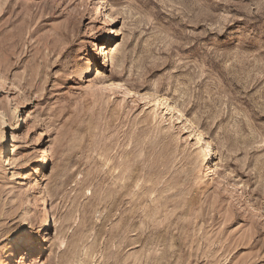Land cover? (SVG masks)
<instances>
[{
    "label": "rangeland",
    "instance_id": "obj_1",
    "mask_svg": "<svg viewBox=\"0 0 264 264\" xmlns=\"http://www.w3.org/2000/svg\"><path fill=\"white\" fill-rule=\"evenodd\" d=\"M0 76V264H264V0H0Z\"/></svg>",
    "mask_w": 264,
    "mask_h": 264
},
{
    "label": "bare ground",
    "instance_id": "obj_2",
    "mask_svg": "<svg viewBox=\"0 0 264 264\" xmlns=\"http://www.w3.org/2000/svg\"><path fill=\"white\" fill-rule=\"evenodd\" d=\"M112 31H114V30H112V28H110L108 36L106 35V37H105L106 39H104V41L101 44H99L97 47H95V49H94L96 51L95 54L96 55L98 54V56L100 54H102V56L104 57V59L106 61H109V51H108V49L111 46V45H108L107 41H108V39H112L114 37L113 35H115V31L114 32H112ZM96 59H97V56L95 57V55H89V57L86 58V61H84L83 66H82V72H84L86 75L91 77V79H94V77H95V65H96L95 62H96ZM91 73H92V76H91ZM1 78L2 77L0 76V80H1ZM156 103L165 104V102L162 101V100H157ZM166 107H167V110H169V108H170V109H173L174 112L179 113L180 115L183 114L177 104H174V103H171L170 105L167 104ZM187 120L189 121L190 128L192 129V132L190 133V135H195V137L198 139V142L200 144V148L202 150H204V153H205V158L204 159H205L206 163H209L208 174L216 173L218 171V168H219V162L217 161V156L220 154V153H218L219 151L217 149H214V148L212 149L211 148V144L212 143L210 144L209 139H207V137L204 135V133L197 126H195V124L194 125L191 124L193 121L190 118H187ZM15 121L19 125L20 123L23 122V119H22V117L20 115H18ZM5 152H7V148H6ZM49 154H50L49 148H44L43 151H42L41 160L39 159L40 163H38L33 168V170H34V175L33 176H34L35 180L42 173L43 165H45L46 162L48 161ZM10 160H11V157L10 158L6 157V161H8V162H6L7 164H10ZM48 225L49 226L52 225V223H51L49 218H47L46 222H45V226L47 227ZM23 235H26V234L24 232H22L21 236H23ZM10 246L11 247L8 249L7 257H6V259H5L3 264H15L16 263V259L19 256L20 251L24 248V247L22 248L18 244V242H15L14 244H12Z\"/></svg>",
    "mask_w": 264,
    "mask_h": 264
},
{
    "label": "snow or ice",
    "instance_id": "obj_3",
    "mask_svg": "<svg viewBox=\"0 0 264 264\" xmlns=\"http://www.w3.org/2000/svg\"><path fill=\"white\" fill-rule=\"evenodd\" d=\"M35 241H36V235L35 233H32L19 237L17 242L23 248V247L31 246L32 244L35 243Z\"/></svg>",
    "mask_w": 264,
    "mask_h": 264
}]
</instances>
